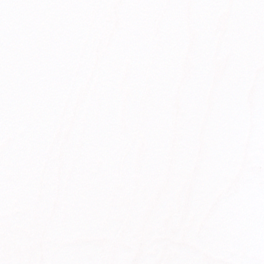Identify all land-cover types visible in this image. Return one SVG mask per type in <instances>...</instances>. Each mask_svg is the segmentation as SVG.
<instances>
[{
  "label": "snow or ice",
  "instance_id": "6c2138e0",
  "mask_svg": "<svg viewBox=\"0 0 264 264\" xmlns=\"http://www.w3.org/2000/svg\"><path fill=\"white\" fill-rule=\"evenodd\" d=\"M0 264H264V0H0Z\"/></svg>",
  "mask_w": 264,
  "mask_h": 264
}]
</instances>
